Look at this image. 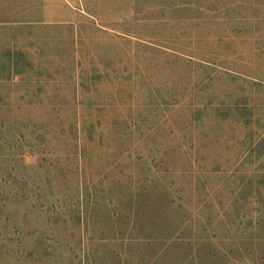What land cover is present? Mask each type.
<instances>
[{
    "label": "rangeland",
    "instance_id": "374dc122",
    "mask_svg": "<svg viewBox=\"0 0 264 264\" xmlns=\"http://www.w3.org/2000/svg\"><path fill=\"white\" fill-rule=\"evenodd\" d=\"M0 264H264V0H0Z\"/></svg>",
    "mask_w": 264,
    "mask_h": 264
}]
</instances>
